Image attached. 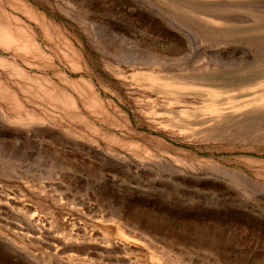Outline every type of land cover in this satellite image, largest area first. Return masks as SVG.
<instances>
[{
    "label": "rangeland",
    "instance_id": "374dc122",
    "mask_svg": "<svg viewBox=\"0 0 264 264\" xmlns=\"http://www.w3.org/2000/svg\"><path fill=\"white\" fill-rule=\"evenodd\" d=\"M221 4L240 28L264 15V0H0V264H264V139L247 148L264 128L231 131L264 109V72L226 93L186 78L253 61L204 14Z\"/></svg>",
    "mask_w": 264,
    "mask_h": 264
},
{
    "label": "bare ground",
    "instance_id": "6f19581e",
    "mask_svg": "<svg viewBox=\"0 0 264 264\" xmlns=\"http://www.w3.org/2000/svg\"><path fill=\"white\" fill-rule=\"evenodd\" d=\"M177 5V4H176ZM222 5V4H221ZM239 5H243V4H238ZM181 6V5H180ZM222 6H225V7H222ZM221 8L224 12H225V15H223V11L220 12L219 14V11L218 13L215 12V10H211V11H207L208 12H205L204 11V14L205 15H209V16H212L213 18L215 17V19L217 18L219 21L222 20L224 21L225 23L228 24H233V27H232V32L234 33V35H239V38L237 39H240V40H243L244 43L246 42L247 44H250L252 46H257L256 47V50L254 49V52H255V55L253 57V61L251 63H247L245 65H238L235 67H229V68H219V69H216L215 71H210V72H207L206 74H201V75H198V74H195V73H190L188 77L186 78H189V80L193 83V84H197V85H205V86H209L210 88H219V93H226L228 91L227 88H229V86H233V83L235 82H240L239 85H242V84H249V81L255 79L259 74L263 73L264 72V15H254V19H253V22L251 25L248 26V28H240L237 24H239V22H241L240 18L241 16L239 15H234L232 14V12H236L237 9H235L234 11V8H229L227 9L226 8V4L222 5ZM177 7V6H176ZM212 7V6H211ZM242 8V7H241ZM182 9V8H181ZM189 9V8H188ZM245 12H247L248 14H250V12H255L256 9L254 8H251V7H246L244 8ZM184 10V9H183ZM193 10V8H192ZM242 10V9H241ZM188 11V10H187ZM195 11V10H194ZM198 11H199V8H198ZM198 11L196 12V14L198 13ZM203 11V10H201ZM201 11L199 13H201ZM257 12V10H256ZM185 13V12H183ZM238 13V12H237ZM203 14V13H202ZM253 14V13H251ZM217 19L215 21H217ZM243 20V19H242ZM222 23V22H221ZM220 23V24H221ZM242 23V22H241ZM248 29V31H250L252 34L248 33V34H245L247 33L246 30ZM196 30V29H195ZM197 32V31H196ZM200 35V34H199ZM5 36V35H3ZM206 38V37H205ZM212 38V37H211ZM4 40H8L6 38H3ZM166 57V56H165ZM167 58V57H166ZM195 60V59H194ZM195 62V61H194ZM235 62V61H234ZM234 62L232 61L231 64H234ZM201 63V62H200ZM223 63V62H221ZM227 63V62H225ZM193 64V63H192ZM224 64V63H223ZM230 64V63H228ZM221 65V64H220ZM225 65V64H224ZM189 66V65H188ZM189 68V67H188ZM191 72V71H190ZM193 72V71H192ZM180 77H182L181 75H178ZM183 78V77H182ZM185 78V77H184ZM260 78V77H259ZM181 80V79H180ZM179 80V81H180ZM184 80V79H183ZM178 81V80H177ZM187 81V80H186ZM247 82V83H246ZM182 85V84H181ZM196 85V86H197ZM204 86V87H205ZM182 87V86H181ZM184 88V86H183ZM194 88V87H193ZM198 89V88H197ZM205 89V88H204ZM216 90V89H215ZM203 91V90H202ZM209 94L213 95L216 91H209L207 90ZM257 101L256 99L254 100H251L249 104H253V106L255 107V109L251 110L249 112V114L247 116L244 117V121L241 125L235 123L234 124V129L231 131L233 132V136L232 138L234 140H241V142H245V141H248L252 135V132L253 131H250L251 132V136L249 137L248 135V131H249V128H258V129H263L264 128V109L263 108H256L257 106H262V105H259V104H256ZM219 106V105H218ZM239 106V104H238ZM217 109V105L215 106ZM220 107V106H219ZM220 115V113H219ZM243 119V118H242ZM234 120L230 119V118H226L224 119V124L225 123H231L233 122ZM229 125V124H228ZM233 128V127H231ZM229 129V128H228ZM244 129H247L246 131ZM260 131V130H258ZM230 132V131H229ZM229 134V133H228ZM257 135V132L255 133ZM259 136L257 135H254L256 136L255 138H253L252 141H250L249 143L250 146H246L248 149H252L254 147V143L253 141H261L264 139V134H261L259 132ZM263 135V136H261ZM229 139H231L230 137L228 138V141H230ZM233 139L232 140V143H233ZM252 139V138H251ZM235 142V141H234ZM263 142V141H262ZM248 143V144H249ZM258 144V142H257ZM255 144V145H257ZM260 144V142H259ZM243 146V145H242ZM256 149V148H255ZM249 151V150H248ZM257 151V150H256ZM246 152V151H245ZM248 160V159H247ZM246 160V161H247ZM250 163V162H248ZM252 163V162H251ZM233 174V173H232ZM230 177V174L228 173L227 174ZM234 175H238L239 174H235ZM235 178V177H233ZM232 178V180H233ZM237 178V176H236ZM239 178V177H238ZM231 179V178H230ZM241 182V180H239ZM244 182V180H242ZM234 182V180H233ZM239 183V182H238ZM245 183H246V180H245ZM246 185V184H244ZM248 185V183H247ZM246 185V186H247ZM124 241V240H123ZM123 245V242H122V239L120 241ZM124 249V247H123ZM166 252V251H165ZM166 256V255H165ZM164 255L162 256L163 257V261L167 258V261H168V257L166 256L165 257ZM165 257V258H164ZM176 257V256H174ZM173 256L170 258L171 260V264H173V262L177 259H174L173 262H172V259L174 258ZM162 259V258H161ZM179 259V258H178ZM177 259V262L180 260ZM166 261V260H165ZM166 261V262H167ZM185 261V260H184ZM165 262V263H166ZM169 262V261H168ZM176 262V261H175ZM183 262V260H182ZM186 263V261L184 262ZM184 263H181V264H184ZM157 264V263H156ZM160 264V263H158ZM162 264V263H161ZM170 264V262H169ZM178 264V263H177Z\"/></svg>",
    "mask_w": 264,
    "mask_h": 264
}]
</instances>
